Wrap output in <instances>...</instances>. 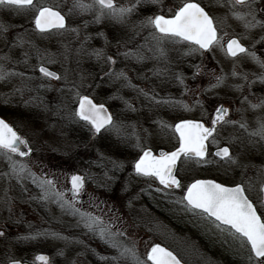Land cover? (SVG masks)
<instances>
[{
  "label": "rangeland",
  "instance_id": "obj_1",
  "mask_svg": "<svg viewBox=\"0 0 264 264\" xmlns=\"http://www.w3.org/2000/svg\"><path fill=\"white\" fill-rule=\"evenodd\" d=\"M172 1L169 0L170 3ZM42 2L59 7L62 14H67L72 0ZM116 2L127 4L129 0ZM175 2L180 3L182 0ZM154 6L156 7L151 4L141 5L127 26L114 21L111 23L110 19L95 23L92 13L66 15L67 26L78 28L79 36L70 31L55 30L50 34H40L35 30L31 11L0 7V25L8 28L6 33L0 35V56L10 55L13 62L9 65V70L24 73L23 78L13 77L7 83L0 82V102L8 101L12 106V112L6 119L33 148L31 156L23 159L37 176L44 171H54L58 166L62 178L65 173H78L88 177L82 190L89 198L88 205L82 209L83 204L79 203L77 207L114 224V231H124L126 242L129 245L135 242L137 252L146 264H151L147 260V253L154 244L166 247L184 264H247V250L236 251L237 245L229 240L226 243L214 229L210 231L211 225L208 223L201 219L183 222L186 211L182 204H175L173 208L166 205V190L158 191L161 196L153 206L148 205L144 197L141 199L146 189L150 191V186L156 187L147 179L137 178L132 172V165L142 152L134 147L137 137L144 149L169 150L176 143V135L172 134L174 123L184 118L202 117L219 103L228 101L232 93L231 85L235 81L230 75L233 59L218 47L203 55L199 51L185 55L190 52V48L196 46L184 41L177 44L166 43L167 64L152 59L137 63L117 55V40H127L132 35L131 24L153 15ZM222 10L225 12L224 8ZM231 20V26L242 27L238 21ZM85 21H88L86 27ZM241 29L245 31L243 27ZM148 35L149 30H144L133 44H143V38ZM17 36H22L30 43L22 48L13 47ZM227 37H223L224 43ZM249 40L253 44L260 39L250 37ZM258 45L262 43H257L256 47ZM36 49L40 50L43 61L36 55ZM93 50H103L107 55L113 56L117 63L111 67L126 72L137 89H154L158 94L157 100L169 103H149L142 96L138 97L137 91L132 87L123 86L122 82L111 81L108 77L101 79L110 65L91 55ZM119 50L124 51L125 47L121 46ZM25 52L29 54L26 64L23 55ZM41 62L56 71L61 79L53 80L41 75L38 71ZM197 65L200 66V74L193 78ZM164 67L169 69L167 74L159 77L153 74V68ZM221 68L224 70L223 74L229 77L226 84L210 88V81L215 83L213 75H220ZM177 73L183 76V84L175 79ZM28 77L32 79L29 81ZM81 77L84 79L83 86L78 88L80 94L105 104L117 123L125 126L124 135L128 139L118 138L103 130L93 139L90 125L71 117L77 103V89L74 86L81 84ZM25 83L31 91L25 90L23 95L14 91ZM197 95L206 98L199 100L202 107L195 103ZM35 97L39 99L33 100ZM29 100L32 102L26 103ZM125 101L136 111L126 107ZM165 124L169 127H163ZM225 137L223 131H219L218 141ZM206 159L213 161L208 157ZM110 160L122 163L123 168L114 170ZM202 167L206 177L215 175L219 178L224 175L229 178L232 175L230 163L216 164L213 161L202 164ZM5 171H8L7 166L0 160V172ZM192 171L196 172L197 168L193 167ZM193 172L190 169L191 178L197 177ZM107 177L113 179L108 180ZM58 183L62 184V188L67 187L63 179L60 182L58 180L56 184ZM6 188L9 189L8 196L13 198L11 212L3 203ZM39 195L40 189L30 178L23 181V187L14 179L9 181L0 178V229L4 230V235L0 236V264H6L9 258H24L30 264H42L34 260L38 253L47 255L48 264H71L74 260L78 264H111L110 258L116 255L114 249L109 248L98 237L86 234V230L77 225L78 217L66 214L52 202H47L52 204L49 207L45 206L44 201L38 199ZM90 195L96 198L99 208L90 202ZM125 197L136 202L133 204L135 210L125 204ZM4 223L8 224V229ZM37 233L43 235L37 236ZM52 233L68 239L53 238ZM200 234L204 235L207 245L199 242ZM33 236L36 238L24 239ZM61 251L63 255L60 254ZM100 257H108L109 260H102Z\"/></svg>",
  "mask_w": 264,
  "mask_h": 264
},
{
  "label": "snow or ice",
  "instance_id": "obj_2",
  "mask_svg": "<svg viewBox=\"0 0 264 264\" xmlns=\"http://www.w3.org/2000/svg\"><path fill=\"white\" fill-rule=\"evenodd\" d=\"M144 4L158 6L159 13L146 16L139 23H132V35L127 40H117V55L122 56L125 60H135L137 63L152 59L167 64L168 50L165 48L166 43L177 44L185 41L189 42L190 45L197 46L190 48V52L185 53V55L196 51L203 55L204 52L218 47L225 52L226 56L233 58L231 77L243 81V83L231 85L232 88L241 93L240 104H247L253 112L264 113V96H256L255 103L249 99L250 95L255 96V93L252 92V86L257 82L264 84V59L258 56L256 51L251 50L255 49L257 43H264V35L261 36L259 41L251 45V49L241 43V39H248L249 34L255 29L264 32V0H214L212 6L226 9L222 16H213L205 7L198 2H193V0H182L180 4L173 3L168 8L167 15L164 14L163 0H129L127 4H118L116 0H72L67 14H62L59 7L50 6L43 3L42 0H0V7L17 11H31L35 30L40 34H50L55 30L56 32L70 31L76 33L77 36H79L80 30L67 26L66 15L92 13L94 16L93 22L95 23L110 19L115 23L127 26L133 14ZM229 18L238 21L245 32L240 37L228 40L225 48L223 36L220 35V32L227 26ZM87 23L88 21H85V27ZM146 29L149 30V35L143 38L144 43L133 44L135 38ZM7 31L6 26L0 25V35ZM223 35L227 36L228 33L223 31ZM27 43H30V41H26L22 36H17L13 47L22 48ZM128 45L132 46L128 47ZM121 46L125 47L124 51L119 50ZM23 55L26 64L29 54L25 52ZM36 55L43 61L39 49H36ZM91 55L95 56L98 61H104L110 65L101 79L108 77L111 81H120L123 86L135 89L138 97L142 96L149 103H169V101L162 99L157 100L158 94L155 93L154 89H137L126 72L111 67L117 63L113 56L107 55L103 50H93ZM240 56L248 57L259 67L260 72L249 73L239 70L237 58ZM12 62L13 58L10 55L0 56V82L7 83L13 77H24L23 72L9 70V65ZM196 68L197 72L193 78L200 74V66L197 65ZM152 71L154 75L159 77L167 74L169 69L167 67L163 69L153 68ZM223 71V68H221L220 75H213L215 83L210 81V88H219L226 84L229 77L223 74ZM39 72L44 77H51L55 80L61 79L59 75L44 67L43 62L39 66ZM27 79L30 81L32 78L28 77ZM64 79L66 81L67 77L65 76ZM83 79L81 77L80 85L74 86L77 89L75 99L78 101L79 107L71 113V117L73 119L78 118L90 125L93 139L100 135L102 130L103 132L115 134L118 138L128 139V136L124 135L125 126L122 123H117L104 104L97 105L88 96L80 94L78 88L83 86ZM175 79L181 84L184 82L183 76L179 73L175 74ZM25 90L31 91L27 83L14 89L16 93L21 95ZM245 91H247V95L243 94ZM32 99L38 100L39 98ZM31 102L32 100L26 101V103ZM195 103L202 107L199 100H196ZM125 105L131 111H136L128 101H125ZM184 107L188 108L187 105H184ZM246 111L247 109L237 108L236 112L240 114L241 118L239 120L226 119L229 116V109L221 104L215 109L216 114L211 121V127H205L202 123L193 120H181L175 124L174 129L176 133H179V147L171 152L161 151L159 156H154L151 150H145L140 143V138L137 137L134 147L139 148L143 154L133 164L134 173L137 176L158 180L163 189L157 188L156 190L163 191L167 189L166 195H171L174 189L183 190L185 186L181 184V180L175 174L178 171L177 162L181 161L183 157V162L193 161L198 166L212 163L213 161L206 159L208 155V144L206 142L210 138L211 143L217 145V150L213 153L214 156L220 157L225 163L237 164V158L230 154L228 147H218L217 136L219 132L216 126L224 124L236 127L238 125L240 129L248 133L250 138H258V140L250 139V143L264 142V114L255 117L254 123L256 126L252 131H249V125L244 116ZM163 127L167 128L169 126L165 124ZM32 152L33 148L29 145L28 140L0 119V160L6 164L8 169V171L0 172V178L9 181L14 179L22 187L23 181L30 178L31 182L40 189L39 200L46 203H56L66 214L78 217L77 225L82 226L86 230V234L98 237L105 245L115 250L116 255L110 258L111 264H146L145 261L141 260L135 242L131 245L126 242L127 237L124 231H114L113 229L116 227L114 224H109L102 217L83 212L77 207L78 198L88 177L73 175L70 190L72 196L66 197L64 192L57 189L54 178H50L45 173L37 176L28 163L25 162L23 158L30 157ZM17 157L20 159H17ZM110 163L114 170L123 168V164L117 161L110 160ZM52 176L54 177L55 174H52ZM105 176H107V173H105ZM107 179L112 180L113 177H107ZM247 183L251 186V178L248 179ZM8 191V188L4 190L5 199L3 203L11 212L13 198L8 196ZM259 191L262 194L260 203L264 206V183L261 184ZM90 202L95 207H100V204L96 203V198L91 195ZM175 203L182 204L185 211L191 212L194 216L200 217L201 220L211 225L209 230L214 229L224 238L226 243L231 239L237 245L236 251L247 250V264H264V216L258 215L256 207L246 195L243 183H238L235 187H226L214 180L197 179L186 186V191ZM3 235L4 233L0 232V236ZM36 235H43V233H37ZM52 236L57 239H68L58 233H52ZM29 238L35 239L36 237H24V239ZM78 243H83V241H78ZM60 254L63 255V252L61 251ZM100 258L109 260L108 257ZM36 259L41 261L42 264H48V257L46 256H38ZM147 260L152 261V264H182L181 260L172 252L161 248L159 245L152 247L147 254ZM9 264H22V261L9 258ZM71 264H78V262L74 260Z\"/></svg>",
  "mask_w": 264,
  "mask_h": 264
},
{
  "label": "flooded vegetation",
  "instance_id": "obj_3",
  "mask_svg": "<svg viewBox=\"0 0 264 264\" xmlns=\"http://www.w3.org/2000/svg\"><path fill=\"white\" fill-rule=\"evenodd\" d=\"M175 1H177V0H173L172 3H170L169 0L166 2L164 0V2H165V3H163L164 14L167 15V10L173 3H175V4L182 3V2L178 3ZM193 2L200 3L201 6L205 7V9L207 11H209V13L212 14L213 16H222L226 12V9L224 12L222 10V8L212 6L214 4V0H193ZM154 9H155V13H159V7L158 6H156V7L154 6ZM229 22H231V23H229ZM111 23H114V22L112 21ZM227 24H229V25H227L223 30V31H226L228 33L227 40L224 43L225 48H226V43L228 40H230L232 38L240 37L245 32V31H242V29H241L242 27L231 26L233 24V21L231 19H228ZM229 26H231V27L229 28ZM110 27L111 26L109 25V28ZM223 31L220 32V35L223 37H226L223 35ZM262 35H264V32H262L260 29H257L256 31H253L249 34V38L253 37V39H260ZM249 38L248 39H241V43L244 44L246 47H249L251 49L252 43L250 42ZM251 50L256 51V54L258 56H260L262 59H264V43H262V45H258L257 47H255V49H251ZM231 59H233V58H231ZM237 63H239L241 70L244 72H249V73H251V72L259 73L260 72L259 67L255 63H253L248 57H245V56L238 57ZM40 74L42 75V73H40ZM46 78L50 79V77H46ZM233 83L238 84V83H243V81L240 80L239 78H235V81ZM252 92L255 93V96L250 95L249 99L253 103H255L256 102V96H264V84L257 82L256 84H254L252 86ZM243 94L247 95L248 93H247V91H245ZM197 97H198V100L206 99L205 97H202L201 95H197L196 99H197ZM240 98H241V93L236 91L234 88H232V93H231V96L228 98V101L219 103L216 107H213L212 109L208 110L207 114L203 115L202 117L184 118V119H180V120H185V119L197 120V121L202 122L205 127H210L211 121H212L214 114H215V109L217 107H219L221 104H223V106L225 108L229 109V116L226 117V119L239 120L241 117H240V114L236 112V109L237 108L247 109V111L244 113V116H245V119L249 125V131H252L256 126L254 123L255 117L257 115H262L264 113H261L259 111L253 112L251 109L248 108L247 104L241 105L239 102ZM206 102H208V101H206ZM0 103H2V104H0V116L3 119L7 120L6 116L12 112L11 111L12 106L10 105V103L8 101H5V103H3L1 101ZM77 108H78V101L76 103V109ZM180 120H178V121H180ZM178 121H176L174 123L173 130H172V134L176 135V143L174 144V146L172 148H170L169 150H166V151H172L175 148H177L179 145V139H178L177 134L174 130L175 124ZM216 127H217L218 132L223 131V134L226 136L225 139L219 141L218 147H221V148L228 147L230 154L233 157L237 158V161H238L237 164H232V170H231L232 175H231V177L227 178L224 175H221V176L219 175L220 176L219 178H218V176H215V175H213L212 177H206V176H204L202 164L198 166L193 161L183 162V157H182L181 161L177 162L178 171H176L175 174L181 180V184L185 187L183 188V190L174 189L172 191L171 195L166 196V199L163 197L166 200V205L171 206L173 208L175 204H178V203H175V201L178 200L184 194V191H186V186L189 185L190 183L194 182L197 179L214 180L215 182L221 183L226 187H235L236 184L243 183L244 187L246 189V195H248L250 200L253 202L254 206L257 209L258 215L264 216V206H262L260 203V199L262 198V194L259 191L261 184L264 183V142H258L255 144L250 143L249 142L250 139H257L258 140V138H250L248 136V133L245 132L243 129H240L238 125L236 127H233L231 125L219 124ZM206 143L208 144V155L206 156V158L208 157L209 159H212L216 164H220V163L224 162L223 160H221L220 157H216L213 155V153H215V151L217 150V145H213L211 143V138ZM156 150H155V152H156ZM134 163H135V161H134ZM190 165H191V168H190ZM132 167H133V165H132ZM193 167L197 168L196 172L192 171ZM190 169H191V172H193V174L196 175L197 177L191 178ZM217 170L218 171H224V170H220V169H217ZM132 172H134V169L132 170ZM224 172L226 173V171H224ZM43 173L48 174V176L50 178H54L56 183L58 182V180L60 182V180L63 179L65 185L68 188L67 187L62 188V184L58 183V185L56 184L57 189L64 192L66 197L72 196V192L70 191L72 188L71 183H70V178L75 173H73V174H69V173L66 174L65 173V175L62 178V174L59 173V171H58V166L55 168L54 171L53 170L50 172L44 171ZM52 174H55V176L53 177ZM215 174H218V173H215ZM135 176L137 178L147 179V181L149 180V183L153 184L156 187V189L157 188L163 189V186L160 185L156 181L155 178L149 179V178H145L142 176H137L136 174H135ZM249 178H251V181H252L251 186L247 183ZM156 189L153 188L152 186H150V191H148L146 189V191L141 196V199H142V197H144L146 203L150 206H153L154 202L155 201L158 202V197L161 196L160 193L158 195V191ZM165 190H166L165 191V193H166L168 190L167 189H165ZM170 196H172V198ZM123 199L125 200V204L129 205L130 208H132L133 210L136 209L135 206L133 205V204H136V202H133V199H131L130 197H125ZM124 200L122 201L123 203H124ZM88 201H89V198L86 196V192L82 191L79 198H78V204L79 203L83 204V207H82V209H83L85 207V205L86 206L88 205ZM134 201H135V199H134ZM159 202H163V200H159ZM78 204H77V206H78ZM44 205L49 207L52 204H47L44 202ZM54 205L56 207H58V209H60V207L56 203H54ZM46 210H48V209H46ZM170 218L172 219L173 217H170ZM192 219H194V220L199 219L200 220V217L194 216L191 212L186 211V214H184V217L182 220H183V222L188 223ZM4 224H5L4 226L6 227V229H8V224H6V223H4ZM0 232L4 233V230L0 229ZM206 241L207 240L205 239L204 235L200 234L199 242L202 243L203 245H207L208 243H206ZM229 241H231V239H229ZM18 260L24 261L25 259L23 258V259H18Z\"/></svg>",
  "mask_w": 264,
  "mask_h": 264
},
{
  "label": "water",
  "instance_id": "obj_4",
  "mask_svg": "<svg viewBox=\"0 0 264 264\" xmlns=\"http://www.w3.org/2000/svg\"><path fill=\"white\" fill-rule=\"evenodd\" d=\"M47 68V67H46ZM48 70L50 71V72H54V73H56L55 71H53V70H51V69H49L48 68ZM57 74V73H56ZM58 75V74H57ZM90 98V97H89ZM91 99V98H90ZM93 101V100H92ZM94 103V102H93ZM96 104V103H95ZM97 105H99V104H97ZM105 106V105H104ZM78 107H79V104H78ZM105 108L107 109V107L105 106ZM108 110V109H107ZM109 112V111H108ZM216 114V113H215ZM215 114H214V116H215ZM214 118V117H213ZM0 119H2V118H0ZM3 120V119H2ZM193 121H197V120H193ZM180 122V121H179ZM179 122H177V123H179ZM197 122H200V121H197ZM7 123V122H6ZM176 123V124H177ZM200 123H202V122H200ZM203 124V123H202ZM212 126V125H211ZM210 126V127H211ZM177 135H178V137H179V133H177ZM147 150H150V149H147ZM176 150V149H175ZM175 150H173V151H175ZM161 151H163V152H165V150H163V149H160V150H158V155L157 156H159L160 155V153H161ZM152 152V151H151ZM171 152V151H170ZM143 154V153H142ZM141 154V155H142ZM152 154H153V152H152ZM154 155V154H153ZM154 156H156V155H154ZM139 159V158H138ZM75 175H78V174H75ZM70 181H71V179H70ZM158 181V180H157ZM159 182V181H158ZM72 185V184H71ZM155 245H159V244H155ZM154 245V246H155ZM161 248H164V249H166V250H168L167 248H165V247H163L162 245H159ZM152 249V248H151ZM151 251V250H150ZM149 251V252H150ZM168 251H170V250H168ZM171 252V251H170ZM174 255V254H173ZM38 256H46L47 257V255L45 254V253H38L37 255H36V257H35V259L38 257ZM36 261L37 262H41V261H38L37 259H36ZM152 262V261H151ZM9 264V263H8ZM22 264H28L27 262H22ZM183 264V263H182Z\"/></svg>",
  "mask_w": 264,
  "mask_h": 264
},
{
  "label": "trees",
  "instance_id": "obj_5",
  "mask_svg": "<svg viewBox=\"0 0 264 264\" xmlns=\"http://www.w3.org/2000/svg\"><path fill=\"white\" fill-rule=\"evenodd\" d=\"M84 124V123H83Z\"/></svg>",
  "mask_w": 264,
  "mask_h": 264
}]
</instances>
